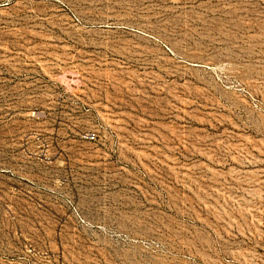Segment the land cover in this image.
Returning a JSON list of instances; mask_svg holds the SVG:
<instances>
[{"label":"rangeland","instance_id":"rangeland-1","mask_svg":"<svg viewBox=\"0 0 264 264\" xmlns=\"http://www.w3.org/2000/svg\"><path fill=\"white\" fill-rule=\"evenodd\" d=\"M0 264H264V0H0Z\"/></svg>","mask_w":264,"mask_h":264},{"label":"built area","instance_id":"built-area-1","mask_svg":"<svg viewBox=\"0 0 264 264\" xmlns=\"http://www.w3.org/2000/svg\"><path fill=\"white\" fill-rule=\"evenodd\" d=\"M89 138H90L91 140H94V139H95V136H94V135H91V136H89Z\"/></svg>","mask_w":264,"mask_h":264}]
</instances>
